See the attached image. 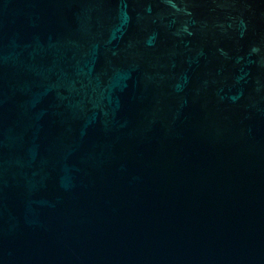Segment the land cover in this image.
<instances>
[{
    "label": "water",
    "instance_id": "95a60500",
    "mask_svg": "<svg viewBox=\"0 0 264 264\" xmlns=\"http://www.w3.org/2000/svg\"><path fill=\"white\" fill-rule=\"evenodd\" d=\"M0 264H264V0H0Z\"/></svg>",
    "mask_w": 264,
    "mask_h": 264
}]
</instances>
